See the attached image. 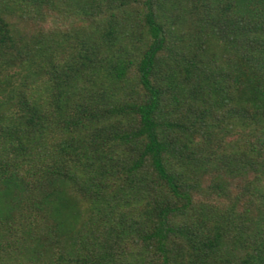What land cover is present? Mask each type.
<instances>
[{
  "label": "trees",
  "instance_id": "1",
  "mask_svg": "<svg viewBox=\"0 0 264 264\" xmlns=\"http://www.w3.org/2000/svg\"><path fill=\"white\" fill-rule=\"evenodd\" d=\"M0 264H264V0H0Z\"/></svg>",
  "mask_w": 264,
  "mask_h": 264
}]
</instances>
